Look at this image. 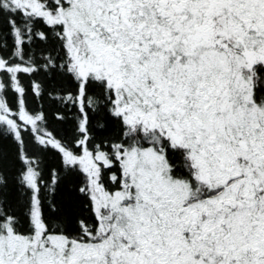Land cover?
Instances as JSON below:
<instances>
[{"label": "snow or ice", "instance_id": "snow-or-ice-1", "mask_svg": "<svg viewBox=\"0 0 264 264\" xmlns=\"http://www.w3.org/2000/svg\"><path fill=\"white\" fill-rule=\"evenodd\" d=\"M0 264H264V0H0Z\"/></svg>", "mask_w": 264, "mask_h": 264}]
</instances>
